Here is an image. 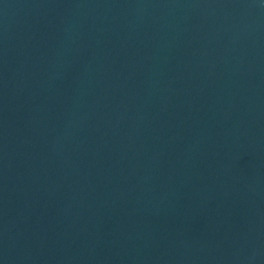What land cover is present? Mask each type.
<instances>
[{
    "label": "water",
    "instance_id": "water-1",
    "mask_svg": "<svg viewBox=\"0 0 264 264\" xmlns=\"http://www.w3.org/2000/svg\"><path fill=\"white\" fill-rule=\"evenodd\" d=\"M0 264H264V0H0Z\"/></svg>",
    "mask_w": 264,
    "mask_h": 264
}]
</instances>
